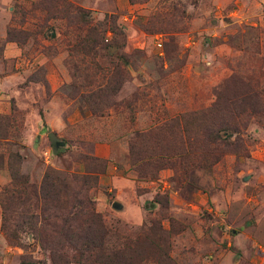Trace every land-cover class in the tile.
<instances>
[{
    "label": "rangeland",
    "instance_id": "1",
    "mask_svg": "<svg viewBox=\"0 0 264 264\" xmlns=\"http://www.w3.org/2000/svg\"><path fill=\"white\" fill-rule=\"evenodd\" d=\"M68 1L107 25L101 44L82 43L86 27L74 11L50 13L61 0H0V264H52L49 230L21 232V246L3 231L7 219L15 228L38 214L22 215L36 208L23 183L14 201L2 191L12 182L9 163L28 179L33 202L47 168L84 174L82 157L107 160L88 193L110 246L147 226L139 248L152 262L264 264V111L246 101L225 119L240 125L225 134L232 144L223 132L217 144L203 141L217 159L211 168L135 165L129 153L138 135L170 144L176 128L164 125L183 114L206 132L234 73L264 91V0ZM53 140L65 143L61 155Z\"/></svg>",
    "mask_w": 264,
    "mask_h": 264
},
{
    "label": "trees",
    "instance_id": "2",
    "mask_svg": "<svg viewBox=\"0 0 264 264\" xmlns=\"http://www.w3.org/2000/svg\"><path fill=\"white\" fill-rule=\"evenodd\" d=\"M49 11L51 14L59 16L64 14L67 17H70L74 11L75 18L86 27V36L82 43L86 44L90 39L93 45L101 44L96 36L97 34L102 36L105 33L106 24L94 23L90 14L85 13L82 9H76L68 0H61L52 11L51 9ZM101 38L103 40L104 36ZM107 86L114 94L121 89L119 84L113 85L110 82ZM246 101H249V110L252 112L256 113L258 109L264 111V91L260 88L259 80L245 81L234 73L224 81L217 95V101L208 111L209 129L205 130L206 132L201 133V129L194 130L192 126L188 125V120L185 119L188 114L180 115L171 120V125H164L168 128L173 124V127L176 128L173 130L170 144L167 142L168 139L161 141L148 135H138L131 140L129 142L131 162L135 165L146 164L150 161L156 165L166 163L174 170L192 169L199 164L211 168L217 159L214 161L211 159L213 154L212 152L206 153L205 146L210 143L217 144L221 138V132L224 133L222 139L232 144V137L227 138L229 135L225 134L230 131H239L240 125L230 126L225 123V119L232 115L230 118L234 120V114L240 113L239 108H243ZM245 113L246 111L242 114ZM242 114L238 117H241ZM204 140L206 145L203 143ZM53 152L57 155L62 154L60 150L56 151L54 148ZM79 163L84 165V174L62 172L52 167L47 168L39 192L34 193L33 202L29 194L31 186H29L28 179L19 173L18 167H14L12 162L9 163L12 182L2 191L11 201H14L17 194L20 193L18 186L23 183L26 202L34 204L36 208H29L26 211L24 209L22 215L28 212L30 216H35L33 215L34 211L38 214L31 225L24 224L26 227L12 228V226H8L9 220H5L6 225L3 227V231L8 240L21 246V232L28 231L34 237H43L42 233L49 230L50 232L46 233L43 238L51 251L52 264H71V258L75 260L76 264H159L157 260L152 262L144 259L140 252L139 237L147 235V226L141 228L136 240L116 248L109 245L111 229L103 215L96 211L94 200L88 193L96 185L97 177L106 173L107 160L82 157ZM40 246L44 245L40 244ZM66 248L75 253L68 254L65 251Z\"/></svg>",
    "mask_w": 264,
    "mask_h": 264
},
{
    "label": "water",
    "instance_id": "3",
    "mask_svg": "<svg viewBox=\"0 0 264 264\" xmlns=\"http://www.w3.org/2000/svg\"><path fill=\"white\" fill-rule=\"evenodd\" d=\"M54 139V138H53ZM53 142V148L56 150V151H58L59 150V147L61 146V147H63V146H65V143H63V142H55V140H53L52 141ZM116 206L114 205V208H115Z\"/></svg>",
    "mask_w": 264,
    "mask_h": 264
}]
</instances>
